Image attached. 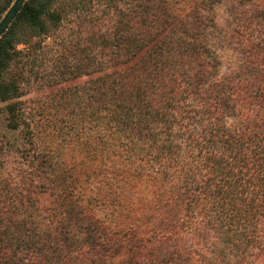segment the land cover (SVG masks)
Returning a JSON list of instances; mask_svg holds the SVG:
<instances>
[{"label":"trees","instance_id":"trees-1","mask_svg":"<svg viewBox=\"0 0 264 264\" xmlns=\"http://www.w3.org/2000/svg\"><path fill=\"white\" fill-rule=\"evenodd\" d=\"M57 2L28 0L1 37L0 101L20 95L6 77L17 46L28 44L15 22L45 35L43 18L63 19ZM86 4L73 2L77 11ZM131 5L97 39L111 41L110 52L87 63L88 100L67 130L104 158L83 178L47 156L55 220L66 231L45 224L28 235L16 229L27 219L0 215V264H264V0ZM7 108L15 129V104ZM69 246L81 257L63 260Z\"/></svg>","mask_w":264,"mask_h":264},{"label":"rangeland","instance_id":"rangeland-1","mask_svg":"<svg viewBox=\"0 0 264 264\" xmlns=\"http://www.w3.org/2000/svg\"><path fill=\"white\" fill-rule=\"evenodd\" d=\"M10 1L0 0V9L8 7ZM74 1L58 0L54 7L62 13L63 19L53 25L43 18L48 27L45 35H37L22 20L15 22L12 28V32L20 34L28 44L17 46L20 53L6 73L8 79L18 83L20 95L0 101V215L8 214L24 226L27 219L24 229L21 225L16 229L28 235H33L45 224L56 235L64 234L67 228L55 220L56 196L48 174L50 170L43 162L49 156L54 162L59 158L66 175L76 172L83 176L85 167L93 168L104 158V154L93 152L92 143L84 142V136L76 142L67 130L70 117L88 100L83 93L84 85L91 78L85 75L87 63L89 60L102 61L110 52L111 41L100 44L97 39L114 32L115 23L132 5L131 0L118 1L113 7L105 6L103 0H86V9L77 11ZM37 2L29 0L28 5ZM6 12L2 13V18ZM218 22L222 23L221 18ZM228 25L235 29V20ZM241 38L251 46L254 43L249 36ZM102 65L98 64L95 70H112ZM71 68L79 69L81 76L73 78ZM75 92L81 97L75 98ZM11 104H15V129L9 125L11 116L7 106ZM57 147H61L60 153ZM90 153L96 154L93 160L87 158ZM3 253L4 250H0V257ZM81 255V249L69 246L62 259Z\"/></svg>","mask_w":264,"mask_h":264},{"label":"water","instance_id":"water-1","mask_svg":"<svg viewBox=\"0 0 264 264\" xmlns=\"http://www.w3.org/2000/svg\"><path fill=\"white\" fill-rule=\"evenodd\" d=\"M26 1L27 0H14L12 5L9 7L6 14L0 21V39L4 35V33L7 31L9 26L12 24L15 17L19 13L23 5L26 3Z\"/></svg>","mask_w":264,"mask_h":264}]
</instances>
